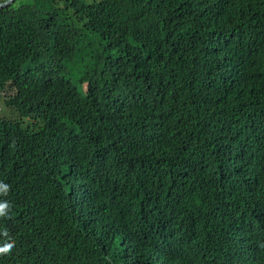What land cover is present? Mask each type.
<instances>
[{"label": "trees", "instance_id": "16d2710c", "mask_svg": "<svg viewBox=\"0 0 264 264\" xmlns=\"http://www.w3.org/2000/svg\"><path fill=\"white\" fill-rule=\"evenodd\" d=\"M0 92L18 117L0 114V227L34 234L63 264H164L138 241V214L102 234L128 207L116 200L133 176L124 165L156 176L136 192L153 208L195 201L196 179L264 199V0H14L0 8ZM197 96L217 100L198 133L227 125L258 161L184 173L168 151L185 137L171 109ZM203 229L190 232L197 249ZM246 229L242 264H264V222L226 224L223 237Z\"/></svg>", "mask_w": 264, "mask_h": 264}, {"label": "clouds", "instance_id": "9594fccd", "mask_svg": "<svg viewBox=\"0 0 264 264\" xmlns=\"http://www.w3.org/2000/svg\"><path fill=\"white\" fill-rule=\"evenodd\" d=\"M216 102L214 98L197 96L171 109L185 137L174 150H167L177 152L180 156L186 167L184 173L207 160L241 169L244 165L241 158L246 157L255 162L262 156L249 153L246 149L247 137L239 136L237 131L227 125L222 126L217 122L212 129L206 124L200 133L192 126L197 114L214 107ZM5 118H15V114L11 111V115ZM156 136V133L152 136L156 150L164 151L166 148L157 142ZM124 167L133 176L119 187L120 191L128 187L124 193L127 198L122 194L116 200L128 204V207L118 219L106 220L103 235L109 236L112 230L121 231L123 219L138 214L141 216L137 227L138 241L154 250L164 264H242L244 260H251L248 230L242 231L234 242L223 237L222 229L226 224L248 228L251 222H264L263 198L237 195L231 185L223 189L196 179L187 185L195 201L188 202L170 194L166 200L167 207L153 208L152 199H138L136 192L145 180L156 181V176L141 162L136 166ZM8 188L7 184L0 183V193H6ZM131 193V200H128ZM8 208L7 201L0 202V216L7 215ZM200 219L203 220L204 229L198 238L197 249L191 241L190 232ZM0 264H63V260L34 234L17 232L12 235L0 227Z\"/></svg>", "mask_w": 264, "mask_h": 264}, {"label": "rangeland", "instance_id": "374dc122", "mask_svg": "<svg viewBox=\"0 0 264 264\" xmlns=\"http://www.w3.org/2000/svg\"><path fill=\"white\" fill-rule=\"evenodd\" d=\"M85 1L91 2L93 0H85ZM5 96H6L5 92H0V114L2 116L7 117V116H10L11 113H10L9 109L6 107V105L4 103ZM16 118H18V117H15L14 119H16Z\"/></svg>", "mask_w": 264, "mask_h": 264}, {"label": "water", "instance_id": "95a60500", "mask_svg": "<svg viewBox=\"0 0 264 264\" xmlns=\"http://www.w3.org/2000/svg\"><path fill=\"white\" fill-rule=\"evenodd\" d=\"M14 0H3L0 2V8H3L5 6H8L9 4H11Z\"/></svg>", "mask_w": 264, "mask_h": 264}]
</instances>
